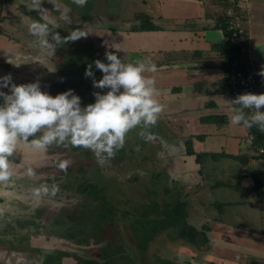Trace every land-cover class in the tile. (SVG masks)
<instances>
[{"label": "crops", "instance_id": "obj_1", "mask_svg": "<svg viewBox=\"0 0 264 264\" xmlns=\"http://www.w3.org/2000/svg\"><path fill=\"white\" fill-rule=\"evenodd\" d=\"M24 2L0 0V77L11 74L17 85L39 81L41 90L55 97L69 90L67 86L76 76L75 70L66 67L67 70L63 69L66 71H56L62 78L58 81L47 76L49 68L58 69L59 56L64 57L65 49H57L61 43L56 45L54 55L41 51L38 38L28 30L29 23L39 19V13L29 11ZM120 2L127 6L124 12H119L117 21L104 18L105 24L97 28L98 24L88 20L78 21L80 7L72 0H60V4L70 10L68 19L62 18L45 0L42 7L52 11L49 15L58 24L57 29L49 26L53 31L49 36L50 42H53L51 35L55 32L67 35L77 30L76 26L87 32L90 38L92 30L97 29L101 31L97 35H108L111 42L109 51L122 49L120 52H123V56L120 58L124 63L150 60L156 64L158 71L146 75L155 79L159 91L156 99L163 105L158 119L167 124L162 150L169 159L166 164L170 165V179L184 182L187 197L192 199L191 211L186 216L195 231L186 240L178 237L174 242L175 248H178L173 254L174 264H264V229L261 231L264 225L255 222L257 219L252 220L251 216L256 210L264 212V133L257 130L256 138L252 128L229 125V117L234 115L230 110L227 78L231 69L225 66L229 59L224 55V50H220V46L227 43L237 46L239 52L232 64L237 63L242 72H254L261 94H264V77L259 75L264 69V0ZM134 4L149 12L142 16L152 19L154 30H133L142 17L136 15L133 19L127 18ZM229 9L235 11L236 16H245L242 22L245 34L239 44L234 42L232 31L228 28ZM64 23L69 30L62 26ZM8 59L20 66L8 63ZM74 83L71 82V85ZM74 89L77 95L86 94L78 86ZM0 91L8 93L9 89L0 88ZM87 103L81 97V106L85 107ZM261 110L264 111V108ZM189 142L195 153L191 156L187 148ZM42 152L22 142L10 158L14 163L13 176L7 184H0V264H46L44 250H49L51 254L64 252L63 264H77V258L69 253L89 246L88 243L81 245L84 247L73 245L71 249H65L61 248V244L42 240L43 236L36 238L38 233L25 236L15 228L17 224L13 214L20 203L16 202L17 197L10 187L20 180L26 181L29 177L27 169L30 165H37L42 159ZM201 156L212 159L201 162ZM177 163L180 168L174 167ZM211 167L215 169L212 172ZM221 167L241 168L243 178L240 185L230 184L228 187L220 181L221 185L214 187L212 175L220 172ZM258 169L262 171L256 172ZM201 172L208 178L205 179ZM223 173L226 179V173ZM196 188L200 192H196ZM221 188L227 189L219 194L227 197L222 202V215L212 211L210 215L205 214L201 207H211L212 204L209 191L214 189L217 193ZM223 216L226 221L221 218ZM37 220L36 224L31 223L30 226L37 228ZM16 221L22 223L17 218ZM55 222L56 217L52 219L51 226Z\"/></svg>", "mask_w": 264, "mask_h": 264}, {"label": "rangeland", "instance_id": "obj_2", "mask_svg": "<svg viewBox=\"0 0 264 264\" xmlns=\"http://www.w3.org/2000/svg\"><path fill=\"white\" fill-rule=\"evenodd\" d=\"M126 6L125 3L121 4L120 0H88L84 7L79 8L77 19L81 22L88 20V22L98 24L97 28H100L105 24L104 21L107 17L117 21L119 12H124ZM129 11L131 12H128V19L149 13L136 4H134V9ZM62 26L65 27L66 23ZM76 29H78L77 26ZM65 30L69 29L65 27ZM100 32V30L94 29L91 32L92 38L87 36L88 38L84 37L76 42L59 45L57 49H65L64 57L59 56L58 69L51 67L47 70V76H50L54 81L62 79L56 71L63 72L67 68L75 70L76 76L71 79V82L75 83L71 85L70 82L67 87L74 90V94L75 86L83 90L82 93L86 94L78 96L86 102L88 101L87 105L95 103L94 92L105 93V89L93 87L92 78L85 77L86 68L92 64L95 79L97 81L102 79L103 73L95 68L94 61L99 59L107 63L105 53L110 50L111 42L108 35H97ZM68 33L70 34V32ZM69 34L64 33L60 36L63 38ZM93 49L99 51L95 52ZM118 56L122 57L123 52H118ZM166 125L164 120L158 121L156 126L148 130L158 137L153 142H145L139 136L138 133L142 130L140 127L130 131L126 136L124 147L103 167L97 163L90 150L72 147L69 144L48 146L42 152V159L37 165H30L34 175L27 177L26 181H18L14 187H10L17 197L16 202L20 203L13 214L15 224H17L15 228L21 230L25 236L38 233L40 234L38 238H41L48 230L52 219L59 212L63 214L65 210L71 212L77 210L82 219L84 212L93 211L95 217L104 211L113 220L103 222L101 227L94 223L93 217L89 216L77 225L69 224L68 228H65L67 230L63 237L65 240L62 242V248L71 249L73 245L81 246L84 240H89L88 248L81 246L84 248L69 253L77 258V264H85L87 260H91L95 264L176 263L173 254L178 248H175L174 242L178 240V237L186 240L189 235H192L194 225L186 216L191 211L192 199L187 197L185 183L175 181L173 189L170 188V173L168 171L170 165L166 164L169 159L162 150ZM211 159L201 156V162H210ZM63 161H70L66 171H62L58 167ZM174 167L180 168L178 163ZM210 169L211 172L215 170L214 167ZM261 171L256 170L258 173ZM223 172L226 173V179L223 177ZM201 173L205 179L208 178L203 172ZM212 176H214V187L225 183L228 187L240 185L239 182L243 178L239 167H229L228 169L221 167L220 172H216ZM82 184H85L82 188L83 191L78 192L77 188ZM54 185L59 188L55 196L51 195V188ZM43 187L49 189L48 194L43 193ZM94 188L98 190L94 194L104 191L108 197L109 205L106 206L100 200L91 203L93 197L91 191ZM37 189L41 190L39 196L35 194ZM166 190L169 194L163 197ZM203 190L206 191V187ZM198 191L196 188V192ZM223 191H227V189L221 188L217 193L214 189L212 192L209 191V200L212 204L211 207L209 205L201 207L205 214L210 215L212 211L219 216L222 215L224 209L222 202L227 198L219 196ZM191 196L194 197V195ZM67 214L68 212L63 216L66 217ZM251 216L252 220L257 219L255 222L264 225V212L256 210L252 212ZM172 217H175V222ZM16 218L22 223H17ZM221 218L226 221L224 216ZM36 219H38V227L30 226L31 223H35ZM91 223H94L95 226ZM56 225L60 224L56 223ZM261 228L262 231L264 228ZM97 229H101V233H98ZM147 244L148 246L145 248L144 246ZM142 248L145 250L141 251ZM44 254L47 257L46 264H63L62 261L65 259L64 252L60 255L44 250Z\"/></svg>", "mask_w": 264, "mask_h": 264}, {"label": "clouds", "instance_id": "obj_3", "mask_svg": "<svg viewBox=\"0 0 264 264\" xmlns=\"http://www.w3.org/2000/svg\"><path fill=\"white\" fill-rule=\"evenodd\" d=\"M45 0H25L29 11L39 13L38 20L28 25L29 33L37 37V44L42 52L54 55L56 45L76 42L87 37L84 30H73L66 37L58 32L51 35L49 26L57 29V21L49 15L48 9L42 7ZM55 12L68 19L69 9L60 4V0H47ZM78 7H84L88 0H72ZM24 17H22V20ZM122 51H106L107 63L97 59L95 68L103 73L102 79L96 80L92 64L85 71V77L93 80V87L109 89L106 93L94 92L95 103L81 106V98L69 89L53 97L41 90L39 81L17 85L11 74L0 77V184H7L13 176L14 156L18 146L23 142L37 151H44L50 145L69 144L72 147L90 150L97 163L103 167L125 145L127 134L140 127L138 133L145 142H153L158 137L148 131L156 126L163 105L156 97L159 91L156 81L148 73L158 71L156 64L147 62L124 63L116 54ZM17 67L12 60L7 61ZM264 77V69L259 73ZM234 115L229 117L230 126L257 128L264 133V94L246 93L229 101ZM239 106V107H236ZM247 110V111H246ZM70 161L61 162L58 167L66 171ZM27 175L34 172L27 169ZM59 191L58 186L51 188V195ZM40 189L36 190L39 196ZM43 193L49 189L43 187Z\"/></svg>", "mask_w": 264, "mask_h": 264}, {"label": "built area", "instance_id": "obj_4", "mask_svg": "<svg viewBox=\"0 0 264 264\" xmlns=\"http://www.w3.org/2000/svg\"><path fill=\"white\" fill-rule=\"evenodd\" d=\"M248 1L250 0H247V2ZM227 14L230 17H227L228 28L232 31V37L235 40L234 42H237V44H239L243 40L245 34L244 29L242 27V22L245 16H236L235 11H233L232 9H229ZM227 78L231 100L235 99L238 95L241 94H261L258 79L255 73L242 72L240 69H238L237 63L232 64L231 71L227 75ZM261 152H263V150H261Z\"/></svg>", "mask_w": 264, "mask_h": 264}, {"label": "trees", "instance_id": "obj_5", "mask_svg": "<svg viewBox=\"0 0 264 264\" xmlns=\"http://www.w3.org/2000/svg\"><path fill=\"white\" fill-rule=\"evenodd\" d=\"M143 18V19H142ZM142 19V20H141ZM155 29V26L153 25V23H152V19L150 18V17H148V16H142V17H140L139 18V20H138V23L136 24V25H134L133 26V30L134 31H150V30H154ZM235 46V45H234ZM233 45H232V43L231 44H229V43H227V44H225V45H221L220 46V50H224V55L226 54V56H227V58L229 59L228 60V62L226 63V64H228V65H226L225 64V66L229 69H231V66H232V62L236 59V56H237V54H238V47L237 46H235L234 47ZM1 101H2V98H0V103H1ZM252 130H255V132L254 133H256L255 135H256V138H258V135H257V128H255V127H253L252 128ZM187 148H188V154L191 156V155H194L195 153L193 152V150H192V148H191V143L189 142V143H187ZM173 182H175V181H172L171 179H170V188H171V190L173 189ZM161 185H162V183H161ZM80 188H82V187H80ZM186 188V187H185ZM104 189H106V188H104ZM187 189V188H186ZM91 192H93V197H92V202L91 203H93L94 201H102L106 206L107 205H109V202H108V197L104 194V191H101L100 193H97V194H94L95 192H97V190H96V188H94V189H92V191ZM102 193H103V195H102ZM167 194H169L168 192H167V190L166 191H164V195H163V197L165 196V195H167ZM164 204V203H163ZM162 209V208H161ZM85 213H87V214H85ZM84 214H85V216L83 215V218H84V220H86V217H89V216H91V217H93L94 218V223H96V225H100V227H101V225H102V223L103 222H105V221H109V220H113L110 216H109V214L107 213V212H104V211H102V212H100L97 216H93V211H89V213L88 212H84ZM172 220L175 222V217H172ZM94 223H91V224H93L94 225ZM101 223V224H100ZM95 226V225H94ZM94 226H92V227H94ZM89 228V227H88ZM97 232L98 233H101V229H97ZM193 234H195V231L193 230V232H192ZM143 236L145 235V233L144 234H142ZM150 236V235H149ZM49 242V241H48ZM149 242V241H148ZM89 243V240H84L83 241V243H82V245H87ZM61 245H62V243H61ZM145 245V244H144ZM55 246V245H54ZM148 246V244L146 245V246H144L145 248ZM62 248V247H61ZM145 248H142L141 249V251H143V250H145ZM55 250H57L56 248H55ZM54 250V251H55ZM57 251H59V249L57 250ZM62 251V250H61ZM61 254L63 253V252H60ZM60 254V255H61ZM85 264H95V263H93V262H91V260H87V263H85Z\"/></svg>", "mask_w": 264, "mask_h": 264}, {"label": "flooded vegetation", "instance_id": "obj_6", "mask_svg": "<svg viewBox=\"0 0 264 264\" xmlns=\"http://www.w3.org/2000/svg\"><path fill=\"white\" fill-rule=\"evenodd\" d=\"M84 186H85V184L79 185L78 188H77V191L81 192V190H82V188H84ZM80 187H82V188H80ZM84 190H86V189H84ZM66 212H68V214H67L68 216L65 217V216H63V214L66 213ZM59 213L56 216L55 224H53V226H51V224H49L48 230L43 235V237L46 238V239L42 238V240L47 241V242L48 241H53V242H55L56 245L61 244L65 240V238H63V237H65V233H66V230H67L65 228L66 227L68 228L69 224L74 226V225H77L79 222L84 221L83 215L85 216V214H87V213H85V214L83 213L82 214V219H83L82 220L79 217V212L77 210H75L73 212H71L70 210H68V211L65 210V212L63 214H61V213L59 214ZM56 223H58L60 225H56ZM39 236H40V234H37L36 238L39 237ZM62 246L63 245H61V247Z\"/></svg>", "mask_w": 264, "mask_h": 264}, {"label": "water", "instance_id": "obj_7", "mask_svg": "<svg viewBox=\"0 0 264 264\" xmlns=\"http://www.w3.org/2000/svg\"><path fill=\"white\" fill-rule=\"evenodd\" d=\"M35 222H36V220H35Z\"/></svg>", "mask_w": 264, "mask_h": 264}]
</instances>
